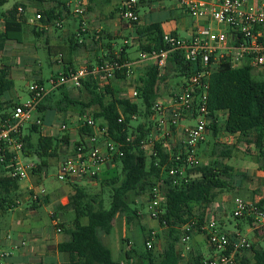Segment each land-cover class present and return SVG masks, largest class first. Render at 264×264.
<instances>
[{"label":"trees","instance_id":"16d2710c","mask_svg":"<svg viewBox=\"0 0 264 264\" xmlns=\"http://www.w3.org/2000/svg\"><path fill=\"white\" fill-rule=\"evenodd\" d=\"M37 1V0H36ZM15 5L13 10L4 16V31L0 34V54L7 42L22 44L26 27L25 18L16 14ZM23 7V6H22ZM24 8V7H23ZM55 10L36 12L40 14L38 21L42 26L50 25L60 21L63 12L68 10L65 2L55 5ZM25 9V8H24ZM136 25V24H134ZM37 26L32 27V32L37 34ZM43 30H39L42 33ZM150 34V42L145 46H140L141 51L160 50L163 48L158 25H151L144 28ZM73 43V42H71ZM66 50L70 55L76 51L77 44H68ZM49 55L59 56L60 63L64 65L62 75L68 73L70 63H65L66 51L58 49L55 52L49 50ZM113 57H107L110 59ZM121 59V58H120ZM123 60V59H121ZM125 61V60H123ZM102 62V61H101ZM164 69H170L184 79L199 70L198 64L191 65L183 61L180 53L171 54ZM163 69V70H164ZM163 70L147 68L138 87L136 101L140 103L143 110L136 102H130L125 97L112 95L111 100H107V95H111L108 87L100 89L98 85L87 78L81 82V88L88 96L87 103H80L72 99L57 102L49 109L65 111L69 106L78 105L81 110L97 107L98 111L93 112L90 118L104 131V136L113 142L123 144V157L117 163L120 164V173L114 177H107L101 181L109 189L108 207H103L96 197H90L86 191L77 184H67L72 192L68 196L67 207L74 214L72 228L65 230L66 240L57 245V252L67 257L65 264H120L113 261L110 250L102 243L101 236L109 235L113 229L114 220L121 216L124 218L126 226L137 224L140 213L127 202L129 193L135 195L149 194L157 185H162L161 191L164 200L161 204L162 213L158 214L156 220L159 227L164 230L165 245L161 252L155 253L145 246L146 238L143 234V250L137 252L131 248L124 252L126 264H182L179 244L180 238L184 234V228H190V234H201V226L205 223L204 206L212 203L216 193L227 187L222 177L229 179L231 169L227 166L219 167L217 163L210 166L201 165L195 172L198 177L187 184L171 186L166 182L165 172L160 169V165L165 159L160 149L156 147L160 163L156 165L153 156H147L141 149L143 142L149 135V127L146 122H139L132 126L130 119L132 115L137 118L146 119L150 105L159 98L160 85L166 80ZM120 72L115 73L119 77ZM120 78V77H119ZM55 79V78H52ZM41 86L40 84H37ZM13 88V82L9 77L8 68L0 69V111L6 110L11 105L6 104L2 108L3 96ZM50 97L46 96L36 108L38 113L47 108L44 103H48ZM50 103V102H49ZM15 106L13 105L12 108ZM207 111L211 118L208 130L213 137L219 133L217 115H225L222 131L229 135H238L247 145H252L255 151L254 161L260 170H264V77L261 81L252 78L249 68L232 70L228 66H220L209 78L207 94ZM122 115L123 121L118 123V117ZM9 116L0 115L1 122ZM38 126L33 125L30 133H37ZM91 133L90 129L81 124L79 128V142L84 136ZM250 136H253L251 138ZM129 139L128 142L126 140ZM24 148L22 155L25 159H35V169L29 171L34 174L40 172L47 166V160L57 156V139L37 135L34 143H31L29 135L23 137ZM69 144L67 143V147ZM216 148V147H215ZM222 158H230L231 151L224 149L219 153ZM10 161L6 156L5 161L0 164V208L12 209L16 204L9 200L11 193L18 189V182L8 177ZM45 200L47 198H44ZM39 201L32 202V209L39 205ZM7 204V205H4ZM143 230V229H142ZM252 264H264V246L254 248L251 244ZM204 259L199 256L189 254L186 264H203ZM241 264H244L241 261Z\"/></svg>","mask_w":264,"mask_h":264},{"label":"built area","instance_id":"2783aa9c","mask_svg":"<svg viewBox=\"0 0 264 264\" xmlns=\"http://www.w3.org/2000/svg\"><path fill=\"white\" fill-rule=\"evenodd\" d=\"M147 0H123L122 21L127 24H137L139 17L137 9ZM181 8L194 21V29L189 40H183L172 34H163L160 50L140 51L134 63L123 61L118 57L102 60L91 69L86 67L69 71L50 79L52 87L67 83L72 88H81V82L88 76H95L99 88L101 82L107 83L114 79L116 72L128 77L133 65H145L146 68L163 70L171 54L180 53L183 61L191 65L198 64L199 70L184 79V82L171 89L166 99H156L149 107L146 123L150 129L148 137L141 142V149L147 156L160 158L156 147L165 156L160 169L165 172L166 182L171 186L187 184L198 177L195 170L202 165L198 150L205 142L211 118L207 111V94L209 78L220 66H228L232 70L249 68L252 73L264 77V0H167ZM73 1L65 2V7L74 17L81 19L77 36L84 33L83 16L86 9L77 7ZM24 8L18 6L16 14L24 17L26 24L37 26L39 30L45 26L39 24L41 15L26 18ZM62 14H66L63 12ZM39 24V26H38ZM60 27L59 23H56ZM59 60H57L58 62ZM139 87V86H138ZM138 87L129 93V99L136 101ZM47 92L42 86L32 84L28 89L29 100L16 105L9 117L0 123V164L6 156L11 163L8 177L22 182L27 180L28 172L35 169V163L22 155L24 148L22 125L31 111L36 110L44 100ZM108 96V95H107ZM131 121L137 120L135 115ZM79 120L86 125L91 133L83 137V141L64 146L57 165L56 180L64 184L92 183L97 178L98 168L104 165H115L123 157V144L113 142L104 136V131L86 114ZM123 121L122 115L118 123ZM37 120L36 126H40ZM65 126H61L64 130ZM129 139L126 140L128 142ZM162 185H157L148 194V214L156 218L162 213L161 204L164 200ZM44 189L29 187L28 197L31 202H40L47 197ZM231 216L235 220L246 221L252 231L264 238V197L250 202L236 198L233 202ZM57 224L54 223V226ZM205 240L214 254L204 260L203 264H241L239 253L250 249L251 243L238 232L226 233L220 230L213 219L201 226ZM56 232H61L56 228ZM190 228H184L180 238L181 244L190 240ZM9 236L6 237L8 239ZM145 246L152 249V233L145 235ZM25 247L23 240L14 244V250ZM9 257L0 250V264ZM183 258V252L180 251ZM124 264V263H120Z\"/></svg>","mask_w":264,"mask_h":264},{"label":"crops","instance_id":"0c3cea01","mask_svg":"<svg viewBox=\"0 0 264 264\" xmlns=\"http://www.w3.org/2000/svg\"><path fill=\"white\" fill-rule=\"evenodd\" d=\"M40 4H42V8L38 7L34 13L36 12H44L46 10H54L56 12L55 5L59 2H68L70 0H37ZM76 3H80L85 6L87 15H86V24L89 26L87 31L81 33L80 36H77L78 32V21L74 17L67 18V21L63 28L55 30L52 33L50 30L45 35L39 33L37 29V34H34L32 30L29 32L35 38L43 37L45 39L44 45L47 52L51 50V52H55L58 49H63L66 51L64 60L65 63H70L69 66L65 67L70 70L75 71L79 68L86 67L91 69L96 64L100 63L102 60H106L107 57H118L129 63H134L138 54L141 51L140 46H145L150 42V34L144 31V28L151 25H158L160 35L163 34H172L183 40H189L191 38L193 29H194V21L183 11L181 8L173 4L172 2H167L166 0H147L141 3L137 9V14L139 17V22L136 25L127 24L122 21V5L123 0H71ZM68 16L71 15L70 12L67 13ZM61 20V18H60ZM5 19L4 16L0 18V34L4 31ZM52 24L47 25L45 29L52 26ZM42 35V36H41ZM117 41H120V44L117 45ZM50 42L52 44H50ZM73 42V43H71ZM23 43V42H22ZM68 44H77L78 47L76 51L71 55L68 50ZM18 44L14 42H7L4 45L3 51L0 54V69L8 68L9 77L12 80V76L15 78L23 77V69L20 68L21 60L20 58L25 56L24 51L25 47H18ZM22 45V44H19ZM133 46L134 50L137 53V56L131 59L130 55V47ZM30 51L35 52L36 49L31 48ZM57 61H53L50 58V65H59L62 67V72L57 73L55 75H51L50 79L55 76L62 75L64 72V65L60 63L61 59L58 58ZM8 59H12L17 64H14L13 68L9 67V65H5L8 63ZM36 66V63H33ZM32 64V65H33ZM30 65L29 62H26V66ZM147 69L145 65H133L131 67V73L128 77L119 73V77H114V79L110 80L107 83L101 84L105 87H108L110 90V94L107 96V100L112 99V95L117 97H125L130 102H133L129 99V93L140 85V80L143 78L144 71ZM87 78L94 81L98 86L99 82H96L95 76H88ZM85 78L84 80H86ZM13 82V80H12ZM35 84H41V82H36ZM14 86V84H13ZM161 86V85H160ZM170 89V88H169ZM167 89V94L169 90ZM12 90V89H11ZM9 92V91H8ZM47 95L50 97V103H44L46 110H52L57 115H62L65 120H69L71 123H74V127L70 130L66 128V132H62L61 126L57 128L53 122L49 123V126H41L42 122L40 121V127L38 126V132L34 133L35 135L40 134L41 136L56 138L61 144H65L66 141L69 143V146L79 141V128L82 124L79 120V117L84 114L87 110H94L97 112V107H91L90 109L81 110V107L78 105L69 106L65 111L49 109L53 107L57 102L63 101L66 99H72L74 101L80 103H87L88 96L86 91L83 88L74 89L71 84L67 83L63 86H58L56 91L50 90L46 91ZM4 105L2 108H5L8 105H19V103H13L12 98H2L1 100ZM52 104V105H49ZM45 110V111H46ZM37 112V110H36ZM44 112V111H43ZM93 113V112H92ZM91 113V114H92ZM4 115V114H2ZM9 116V114L7 115ZM88 116V115H87ZM90 117V116H89ZM55 122V120H54ZM1 123V119H0ZM33 126V125H32ZM30 131V130H29ZM22 132V130H21ZM23 134V133H22ZM29 135V134H28ZM68 135V136H67ZM26 137V135H22ZM233 136V135H232ZM30 141L34 143L36 140L32 139L31 136ZM37 139V138H36ZM74 141V142H70ZM71 143V144H70ZM64 146H67L65 144ZM62 148V147H61ZM60 150V149H59ZM62 150V149H61ZM30 160V159H29ZM106 168L108 166H105ZM243 167L242 171H244V187L246 201L254 202L258 201L264 197V170L258 169V167ZM108 169V168H107ZM84 184V183H83ZM65 185L64 190L54 191L49 194L48 198L50 200L49 204L52 209L49 212V218L51 222V227L53 229L54 237L44 238L43 240L34 241L29 240L27 247L18 250L17 256L14 257L11 253L9 254L8 260L9 264H17V260L23 258L27 254L31 256H38V261H34V264H65L67 262V257L64 254H59L57 252V245L66 240L65 230H68L72 227V221L69 220V216H61V209L65 208L68 203V196L72 194L69 186ZM81 186V185H79ZM218 193V192H217ZM216 193L215 199L212 201L210 207L205 208L204 206V216L208 218H212L218 216L220 218V230L226 233H235L238 232L243 235L246 239L250 241V243L257 248L258 246L263 247L264 238L257 236L251 229V225L246 221L237 220L238 223L235 225V229L233 231L225 230V222L222 221L221 216H223V210L221 208V204L218 203L220 196L219 193ZM59 202L60 206L57 207L56 203ZM207 205V206H209ZM34 209H28L21 211L20 215L17 218H13L8 227L11 228L12 231H17V234L22 236L25 234L23 231L32 232L34 231L33 223L38 221V216H35ZM54 223L57 225L54 226ZM114 225V223H113ZM56 228H59L61 232H56ZM245 228V230H244ZM140 227L141 233H143L144 229ZM113 230V229H112ZM55 234L65 236L64 239L60 240ZM203 236V235H202ZM20 238V237H19ZM205 239V237L203 236ZM206 241V240H205ZM262 243V244H261ZM15 244V243H14ZM13 243L9 245L11 248L14 246ZM202 241L198 239V236H194L189 240L186 244H179V251L183 252L184 258L188 254H192L193 256H199L203 258L201 254ZM250 251V250H249ZM251 252V251H250ZM187 253V254H186ZM213 255V254H212ZM211 255V256H212ZM240 260L245 264L247 262H251L252 253H248L247 251H241L239 253ZM189 259V256L187 257ZM36 260V259H35ZM123 263L122 261H118ZM33 263V262H30Z\"/></svg>","mask_w":264,"mask_h":264},{"label":"rangeland","instance_id":"374dc122","mask_svg":"<svg viewBox=\"0 0 264 264\" xmlns=\"http://www.w3.org/2000/svg\"><path fill=\"white\" fill-rule=\"evenodd\" d=\"M61 1H65V0H61ZM74 4L75 2L73 1V5ZM15 5H21L25 8L24 16L26 18L34 17V11L38 7L42 6V4H40L36 0H0V18L5 16L7 13L11 12ZM76 6L86 9L85 6L82 4H76ZM86 15H87V11H85V15L83 16V20L85 22V28H86L85 32L89 27L86 24L87 22ZM70 17L74 18L72 14L69 16L68 14H62L60 21H56L49 28L43 29V34L45 35V33L46 32L48 33L50 30L52 31V33L54 32L55 34V30L63 28L67 21V18ZM75 18L78 21V28H79L81 19L79 17H75ZM56 23H59L60 27H57ZM32 27L33 26L26 27L25 29L26 33L24 34L22 41L23 43L22 45H17L19 48L20 47L26 48V50L24 51L25 56L24 57L22 56L20 58L21 60L20 68L23 69V77L15 78L12 76L14 86L12 90H10L4 95V98H12L14 104L15 103L24 104L25 102H27L29 100L28 89L32 84H35L36 82H41L42 87L45 91H50V90L56 91L58 87H52V84L50 82V77L51 75H55L57 73L62 72L61 66L54 64L50 65L49 63L50 58L52 57L51 59H53V61H57V56L56 55L51 56L48 54V52L45 49V45H44L45 39L43 37L35 38L31 33H29L32 30ZM50 44L52 43L50 42ZM119 44L120 41L119 42L117 41V45ZM31 48L33 49L35 48L36 51L35 52L30 51ZM130 52H131L130 55L131 59L137 56V53L134 50L133 46L130 47ZM26 62H29L30 65L26 66ZM33 63H36V66H34ZM14 64H17V62L14 63L12 59L10 60L8 59V63L7 62L5 63V65H9V67L11 68H13ZM163 73L166 76V80L160 86V90H159L160 100L166 99L167 89L169 88L176 89V86H179L184 82V78L182 76L175 74V72L170 71V69H164ZM54 78H56V76ZM252 78L255 81H261L263 79V76L259 73H252ZM135 102L138 104L140 111H142L143 108L140 105V103H138L137 101ZM12 106L13 105L8 107V109L6 110H1L0 115L2 114H5L6 116L8 114L10 115L13 109ZM92 112H94V110L93 111L87 110L84 112V114L90 116ZM224 119H225V115L223 114L217 115L218 130L220 131L219 133H217L215 137H213V135L212 136L207 135L205 137V142L203 143V145L200 146L198 150V155L203 166H210L213 163H217L219 167L227 166L231 169L229 173L230 177L228 180L225 177H222V180H225L227 187L218 191V193L220 192L219 193L220 198L219 200L216 201H218V203L221 204V208L223 210V216H221V219L222 221L225 222V228H226L225 230L233 231L235 229V225L238 223V221L233 219L231 216L233 202L236 198L242 199L244 201L247 200L245 196V191L243 190L245 181H244V171H242V168L250 167V166L257 168V165L254 161L255 151L252 145H247L238 135L232 136L222 131ZM37 120L42 122L41 126H49V123L53 122L57 128H59L60 125H62L63 123L66 125V128L68 130L74 127V123H71L69 120H65L62 115H57L52 110H46L41 113H38L36 112V110H34L30 112L28 118L22 125V133H23L22 135L27 136L29 134V136H31L32 139L36 140L37 135H35L34 133H30L29 130L32 125H35ZM139 122H146V121L143 120L142 117H138L137 120L134 121L131 125L134 126ZM100 123H101L100 120L96 121V125H99ZM65 129L62 130V132H66ZM250 137L253 138V136ZM69 141L71 143L74 142L71 140ZM67 142L68 141H66L65 144H67ZM65 144H61L60 142L61 146L59 147V141H58L56 158L47 160L46 161L47 166L44 169H42L40 172L37 171L34 174L28 172L27 180L18 182L17 191L11 193L8 198L9 200H12L16 204V207L12 209L0 208V250H2L4 253L8 255L11 253L14 257H16L18 250H14L13 248H11L9 244L17 243L18 240H23L25 243V247H27L29 240L31 241H34V239L43 240L44 238L54 237L53 229L51 227V222L49 218V212L51 211L52 207L47 203L50 202L48 198L49 194H51L54 191H60L65 189L64 183L57 181L55 178L57 172V165L60 161V156H61L60 152ZM224 149H228L229 151H231L230 158L220 157L219 153L223 152ZM29 161L30 162L32 161L34 163L36 162L35 159H30ZM105 166L107 165L98 168L97 178L91 184L90 183L83 184L82 182H80L79 185H81L80 187H82L86 191L88 196L90 197L95 196L96 201H100L103 207L107 208L109 203V189L106 188V186L104 185L101 186V181L103 179H106L107 177H114L116 175H119L120 164L116 163L114 166L110 165L107 167L108 169ZM29 187L33 189H44L48 195L46 197L47 199L45 200L42 198L40 200L39 205H37L36 208L34 209L35 216H38V221L33 223L34 231L32 232V235H27L30 234V232L23 231L25 234H22V236H20L17 234V231L15 232L12 231L11 228L8 227V225L13 218H17V216H21L20 215L21 211L33 208L32 202L29 200L28 197ZM127 202L132 207H135L140 213L138 225L132 224L130 226H126L124 223V218L118 216L114 220L113 230L111 231V233L106 236L105 235L101 236L102 243L110 250L112 260L116 262L122 261L124 264H126V261L124 260V252L126 250H128L129 248L137 252H141L143 250V246H144L142 240L143 234L144 235H146L147 233L153 234L151 244H152V250L156 254L161 252V250L165 245L164 230L161 229L157 221L153 220L148 214V195L147 194L135 195L134 193H129L127 196ZM56 206L57 207L60 206L59 202L56 203ZM210 206L211 205L205 206V208H208ZM59 211L61 216H69L68 217L69 220L71 221L73 220L74 214L67 206ZM209 219L212 218H208V220ZM208 220L205 216V223ZM213 220L220 229L221 228L220 218L216 216L213 217ZM140 227H143L144 229L143 233H141ZM55 235L60 240L65 238L63 234L61 235L55 234ZM7 236H9L8 239H6ZM194 236H198V239L202 241L201 254L204 260H208L211 257V255L214 254V251L211 250V248L208 246L207 242L205 241V239L201 234H190V240ZM247 252L249 254L251 253L249 250H247ZM188 256L186 255L185 258L183 257L182 264L187 263ZM38 259H39L38 256L34 257L27 254L23 258L18 259L17 264H34V261H38ZM4 262L6 264L10 263L8 258L5 259ZM245 264H252V262L250 263L247 262Z\"/></svg>","mask_w":264,"mask_h":264}]
</instances>
